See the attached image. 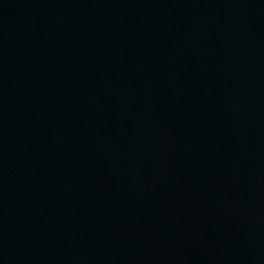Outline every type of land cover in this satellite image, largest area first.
<instances>
[{
    "label": "water",
    "instance_id": "95a60500",
    "mask_svg": "<svg viewBox=\"0 0 264 264\" xmlns=\"http://www.w3.org/2000/svg\"><path fill=\"white\" fill-rule=\"evenodd\" d=\"M0 264H264V0H0Z\"/></svg>",
    "mask_w": 264,
    "mask_h": 264
}]
</instances>
